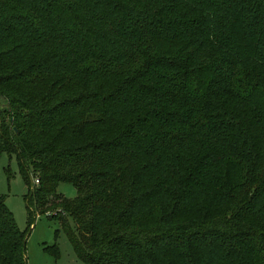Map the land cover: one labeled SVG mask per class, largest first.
Here are the masks:
<instances>
[{
	"label": "trees",
	"instance_id": "1",
	"mask_svg": "<svg viewBox=\"0 0 264 264\" xmlns=\"http://www.w3.org/2000/svg\"><path fill=\"white\" fill-rule=\"evenodd\" d=\"M0 98L83 263L264 264V0H0ZM28 235L0 196V264Z\"/></svg>",
	"mask_w": 264,
	"mask_h": 264
},
{
	"label": "rangeland",
	"instance_id": "2",
	"mask_svg": "<svg viewBox=\"0 0 264 264\" xmlns=\"http://www.w3.org/2000/svg\"><path fill=\"white\" fill-rule=\"evenodd\" d=\"M6 104L7 102L0 98V107ZM9 168L13 175L11 179L7 174ZM27 192L28 189L19 172L16 157L3 154L0 158V196L6 198L7 207L14 214L20 230H29L26 255L28 264H85L77 258L60 218L50 219L47 214L40 215L37 213L32 226L28 224L25 202ZM58 193L71 199L77 196L76 188L69 183H61L58 187ZM51 212L54 216L60 211ZM66 218L69 226L75 229L76 225L73 218L70 215H66ZM54 244H57L59 248V258L45 250L47 246Z\"/></svg>",
	"mask_w": 264,
	"mask_h": 264
},
{
	"label": "built area",
	"instance_id": "3",
	"mask_svg": "<svg viewBox=\"0 0 264 264\" xmlns=\"http://www.w3.org/2000/svg\"><path fill=\"white\" fill-rule=\"evenodd\" d=\"M39 184H40L39 179H38V178H35V179H34V185L37 186V185H39ZM48 216L50 217V216H52V214H51V213H48Z\"/></svg>",
	"mask_w": 264,
	"mask_h": 264
}]
</instances>
